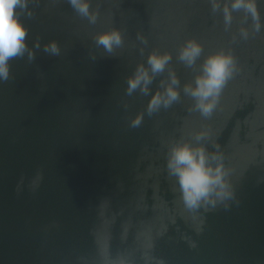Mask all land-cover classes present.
<instances>
[{
    "label": "water",
    "instance_id": "95a60500",
    "mask_svg": "<svg viewBox=\"0 0 264 264\" xmlns=\"http://www.w3.org/2000/svg\"><path fill=\"white\" fill-rule=\"evenodd\" d=\"M226 2L88 0L94 21L70 0L17 7L27 48L0 78V264H264V0L258 31L243 9L226 24ZM110 32L122 43L108 51ZM218 52L236 72L206 117L184 88ZM153 53L170 55L165 70L129 91ZM172 74L179 98L150 110ZM184 142L222 158L230 195L185 205L168 168Z\"/></svg>",
    "mask_w": 264,
    "mask_h": 264
},
{
    "label": "clouds",
    "instance_id": "9594fccd",
    "mask_svg": "<svg viewBox=\"0 0 264 264\" xmlns=\"http://www.w3.org/2000/svg\"><path fill=\"white\" fill-rule=\"evenodd\" d=\"M72 6L83 16L94 21L95 16L90 13L88 0H70ZM27 0H0V78H7L9 73L8 61L17 55H22L26 48L25 37L27 29L16 13L17 7H26ZM214 7H220L214 3ZM243 9L256 21L255 28L260 29L259 13L256 0H230L224 4L226 24L232 21V11ZM245 37L247 32L243 33ZM98 43L111 51L114 46L122 43L119 32L101 35ZM53 52L58 51L56 45L51 46ZM202 48L196 41H189L180 53V59L191 66L200 56ZM171 57L167 54L153 53L148 57L149 68L141 65L136 75L129 81V91L141 87L147 92L148 85L154 76L165 70ZM236 72V60L231 53L218 52L207 58L203 65L202 75L198 76L195 86H185L184 91L195 101V108L203 115L210 116L214 111L219 96L227 82ZM164 82H162L163 84ZM179 81L174 74L164 87L158 91L149 103V109L154 110L162 103L168 105L179 98L177 89ZM139 121H136L138 123ZM196 141L204 139L203 134L196 136ZM168 168L179 181L182 198L189 208H197L201 204L214 201V198H224L230 195L222 158L209 153L203 144L188 142L175 144L170 151Z\"/></svg>",
    "mask_w": 264,
    "mask_h": 264
}]
</instances>
